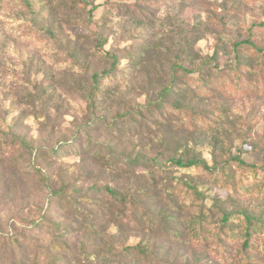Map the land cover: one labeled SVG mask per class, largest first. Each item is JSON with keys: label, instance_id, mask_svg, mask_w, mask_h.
<instances>
[{"label": "rangeland", "instance_id": "1", "mask_svg": "<svg viewBox=\"0 0 264 264\" xmlns=\"http://www.w3.org/2000/svg\"><path fill=\"white\" fill-rule=\"evenodd\" d=\"M80 1L0 0V133L32 148L2 157L0 150V264H208L207 253L169 236L188 213L167 203L179 199L168 200L164 187L190 180L209 205L226 191L169 159L212 165L232 153L264 163V96L224 100L210 130L160 125L151 101L178 65L197 75L215 56L221 68L234 67V43L264 22V2ZM259 30L255 40L264 46ZM101 39L118 58L115 69L97 51ZM213 103L188 104L210 114ZM119 197L139 204H129L125 217L145 213V227L120 218Z\"/></svg>", "mask_w": 264, "mask_h": 264}, {"label": "trees", "instance_id": "2", "mask_svg": "<svg viewBox=\"0 0 264 264\" xmlns=\"http://www.w3.org/2000/svg\"><path fill=\"white\" fill-rule=\"evenodd\" d=\"M80 2L73 4L82 8L84 4ZM259 29L264 30V22L252 25L249 36L234 43L237 58L234 67L221 68L215 56L206 59L196 69L197 75L193 74L191 68L176 66L170 74L169 85L160 91V98L151 101L153 115L162 121L160 125L165 122L178 128L195 130L201 127L210 130L223 118L224 112L221 109L224 100L247 94L264 96V46L262 41L255 40ZM105 42V39L99 41L97 51L101 56L111 59L112 69H115L118 58L114 53L101 49ZM99 77L97 73L93 75V88L88 99L92 110V96L98 91ZM172 94L186 101L184 104L181 100L164 101V97ZM205 100H214L210 107L213 111L211 115L201 109L194 110L188 104L193 102L195 108V105ZM7 141L10 142L8 145L0 147L1 157L11 154L16 146L29 151L32 149L20 135L0 133V143ZM58 151L52 150L54 153ZM96 156L100 155L96 152ZM169 162L192 171L213 186L225 189L227 194L221 199L214 198L209 205L207 196L195 182L179 180L168 188L164 187L168 200L171 193L179 199L172 197L167 203L172 202L170 206L178 212L183 210L181 206L184 204L188 213L183 222L170 225L169 236L174 240H185L192 248L207 253L211 258L208 264H264V163L247 162L240 154L232 153L222 163L215 159L212 165L202 157H192L185 161L171 158ZM132 163L134 161L129 162ZM102 191L113 199L118 197L110 187ZM119 198L123 203L120 218L126 219L129 226L145 227L143 215L147 214L132 212L128 218L125 217L126 211L130 209L129 204L136 205L137 202ZM230 201L234 202L235 207L230 206ZM136 206L139 207V204ZM151 230L156 229L152 227ZM135 249L138 254L148 253L144 248Z\"/></svg>", "mask_w": 264, "mask_h": 264}]
</instances>
